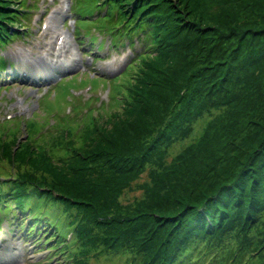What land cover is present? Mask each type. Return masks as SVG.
<instances>
[{
	"label": "trees",
	"instance_id": "1",
	"mask_svg": "<svg viewBox=\"0 0 264 264\" xmlns=\"http://www.w3.org/2000/svg\"><path fill=\"white\" fill-rule=\"evenodd\" d=\"M213 1L74 2L135 55L112 104L33 121L26 139L21 120L0 121V213L23 215L27 236L48 226L36 243L62 261L264 264V0H216V14ZM31 11L0 0V46ZM233 114L241 122L219 129ZM145 172L144 195L122 205Z\"/></svg>",
	"mask_w": 264,
	"mask_h": 264
},
{
	"label": "rangeland",
	"instance_id": "2",
	"mask_svg": "<svg viewBox=\"0 0 264 264\" xmlns=\"http://www.w3.org/2000/svg\"><path fill=\"white\" fill-rule=\"evenodd\" d=\"M77 1L27 0L32 11L25 21L28 27L23 36L0 46V58L11 61L7 64L10 68H0V121L12 127L21 120L22 139L29 136L27 126L33 121L44 124L48 116L65 115L74 108L78 115L73 113L74 117L68 119L80 122L88 117L89 111L112 104V81L135 58L128 42L116 48L112 45V36L105 30L99 31L96 25L81 22L93 20L96 12L85 15L82 11L87 12L89 8L82 7L79 15L75 10ZM216 2L209 4L214 14L219 10ZM117 112H121L120 107L111 113ZM229 118L219 129H225L232 121L238 125L242 120L235 114ZM219 136L216 130V138ZM149 180L148 173H143L120 203L126 206L141 198L143 190L134 187ZM13 214L7 217L6 213H0V264H51L47 258L55 255L54 260L60 261L58 264H68L62 261L63 254L48 250L53 243H36L48 226L39 221L40 231L34 230L32 236H27L26 231L19 229V219L24 216L15 219ZM65 239H71L68 232ZM123 261L124 258L115 260V264Z\"/></svg>",
	"mask_w": 264,
	"mask_h": 264
},
{
	"label": "bare ground",
	"instance_id": "3",
	"mask_svg": "<svg viewBox=\"0 0 264 264\" xmlns=\"http://www.w3.org/2000/svg\"><path fill=\"white\" fill-rule=\"evenodd\" d=\"M66 37V36H65ZM10 220V219H9Z\"/></svg>",
	"mask_w": 264,
	"mask_h": 264
}]
</instances>
